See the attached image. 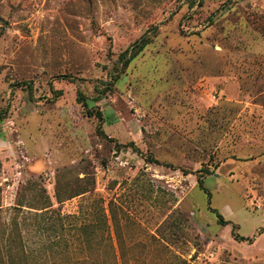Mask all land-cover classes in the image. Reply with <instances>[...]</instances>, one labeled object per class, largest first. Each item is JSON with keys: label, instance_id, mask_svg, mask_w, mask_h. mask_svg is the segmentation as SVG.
Here are the masks:
<instances>
[{"label": "rangeland", "instance_id": "obj_1", "mask_svg": "<svg viewBox=\"0 0 264 264\" xmlns=\"http://www.w3.org/2000/svg\"><path fill=\"white\" fill-rule=\"evenodd\" d=\"M85 221L89 264H264V0H0V264Z\"/></svg>", "mask_w": 264, "mask_h": 264}, {"label": "trees", "instance_id": "obj_2", "mask_svg": "<svg viewBox=\"0 0 264 264\" xmlns=\"http://www.w3.org/2000/svg\"><path fill=\"white\" fill-rule=\"evenodd\" d=\"M148 43H149V39L146 38V36H143L140 39H138L131 47L127 48L121 54V60L124 62V65L128 66L145 49V47L148 45ZM78 100L85 105L86 97L83 95L81 90L78 91ZM97 113H98V117L100 118V120L102 122L104 119L102 112L98 111ZM98 132L102 135H105V132L102 129L101 125H99V127H98ZM199 180H200V184L202 186L203 180L202 179H199ZM87 191H89V190H83L81 192L75 193L71 197H75L77 195L84 194ZM58 195H60V193ZM59 199H60V197H59ZM59 201L61 202L62 200H59ZM44 209H45V211H50L46 215L47 216L46 217V223L44 226L46 228V230L48 232L56 233V234H58V232L60 230L63 231V229L66 226H65L64 218L62 217L60 210H53V204H51V203L47 204ZM57 211H58V213H55ZM213 212H215L217 214L218 221L220 224L231 223V222H228L217 209H213ZM43 213H42V216H44V214H46V212L44 214ZM76 225L77 226L73 229L74 235H75V240H74V242H69V241L66 242V246L64 248H62L61 250H59V252H57V254L60 255V260H59V263H57V264H71L69 261H70V259H72L74 257V253L77 254V251H78V255L79 254L84 255L85 251H87V254H89V255L82 257V258H78V260L81 262V264H89V262H92L91 260H92L93 254L97 255L98 249H96L97 247H95V245H94L95 240H97L98 244H100V245H102L105 242L104 236L100 237V238L92 237V236H94V235H92V233H95L96 230H95V228H92V226H90L89 222L85 221L81 224H76ZM233 227L235 228L236 225L234 224ZM71 230H69V231L71 232ZM119 237L120 236H118V238ZM236 238L241 239V240H250L251 239L249 237L246 238L245 236H240L238 234H236ZM111 239H112L111 246H110L111 249L108 252L109 257L111 258V260L109 258L111 264H126L124 254H123L120 246L117 250L116 247L114 246L112 236H111L110 240ZM52 241H54L53 243L58 242L57 244H59V245L62 244L61 240L57 241V240H55V238ZM118 243L120 245V240H118ZM100 250H102V249L100 248ZM31 255H32V253L30 252V250L28 248V244L25 242V264H28L29 259L31 258ZM94 260L95 259H93V261ZM96 260H97V258H96ZM181 261L184 262L185 260L182 259Z\"/></svg>", "mask_w": 264, "mask_h": 264}]
</instances>
